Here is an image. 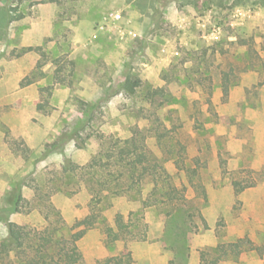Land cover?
I'll list each match as a JSON object with an SVG mask.
<instances>
[{
    "label": "rangeland",
    "instance_id": "374dc122",
    "mask_svg": "<svg viewBox=\"0 0 264 264\" xmlns=\"http://www.w3.org/2000/svg\"><path fill=\"white\" fill-rule=\"evenodd\" d=\"M137 145L150 170L129 186ZM95 201L80 264H264L263 7L0 0V243L68 237Z\"/></svg>",
    "mask_w": 264,
    "mask_h": 264
},
{
    "label": "trees",
    "instance_id": "16d2710c",
    "mask_svg": "<svg viewBox=\"0 0 264 264\" xmlns=\"http://www.w3.org/2000/svg\"><path fill=\"white\" fill-rule=\"evenodd\" d=\"M253 3L264 8V0H252ZM142 81L140 78H133L127 76L124 87L129 93H134L136 87L140 86ZM227 88V85H226ZM135 140H128L132 144ZM134 145V144H133ZM134 159L127 164V170L130 173L126 177V182L129 186L135 182V173L139 174V181L145 177L144 175L150 170L148 164H146L147 156L142 150H139V146L133 148ZM122 159V156L120 155ZM102 158L96 157L90 165L92 167L101 166ZM101 180H99V183ZM117 184V183H116ZM95 197L97 200H102L101 191L102 188L97 187L94 189ZM25 197L23 196L22 190L19 186L13 189V192L9 195L7 199L9 212L18 213L23 211ZM97 202L91 203V219L82 222L83 227L75 232H72L70 236L66 237L63 233L59 235L55 233V229H47L48 234L43 238V240H38L31 238L33 244L30 246L28 251L21 248L20 242L14 235H8L0 243V262L4 263L7 259L12 256L11 250L17 249L15 254L22 259L23 264H80L83 262V254L80 250L78 242L82 239L87 231L94 227L95 222L100 216V212L97 208ZM57 215V220L64 223L63 218L59 213ZM126 226L118 225L116 230H111L107 233V243H112L118 240ZM29 234V233H28ZM145 237V236H144ZM143 237V238H144ZM130 252H124L116 255L108 256L102 260L98 261V264H131Z\"/></svg>",
    "mask_w": 264,
    "mask_h": 264
}]
</instances>
